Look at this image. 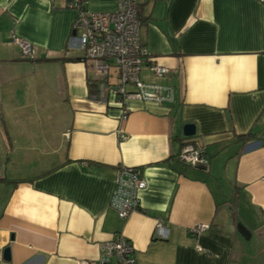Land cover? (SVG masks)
I'll return each mask as SVG.
<instances>
[{
  "label": "crops",
  "instance_id": "1",
  "mask_svg": "<svg viewBox=\"0 0 264 264\" xmlns=\"http://www.w3.org/2000/svg\"><path fill=\"white\" fill-rule=\"evenodd\" d=\"M65 4L0 0V264H99L116 234L135 264H264V3L139 0L140 40L168 68L140 77L171 86L170 103L100 99L91 61L67 47L76 10ZM186 142L206 163L179 158ZM128 166L146 185L140 209L120 218L110 198Z\"/></svg>",
  "mask_w": 264,
  "mask_h": 264
},
{
  "label": "built area",
  "instance_id": "2",
  "mask_svg": "<svg viewBox=\"0 0 264 264\" xmlns=\"http://www.w3.org/2000/svg\"><path fill=\"white\" fill-rule=\"evenodd\" d=\"M114 1L113 10L92 11L85 6V0H66L65 5L76 10L67 47L82 50L81 60L91 61L100 80V99L104 100L103 92L108 91L123 98L132 97L158 103L173 102L175 96L171 86L145 82L140 77L141 68L145 65L156 75L166 74L168 68L154 62L140 40L139 0ZM259 1L264 3V0ZM12 41L19 46L21 56H33L29 41L15 35L12 36ZM110 76H114L115 81L110 82ZM128 84L135 89L128 90ZM125 117L126 110H123L121 119ZM117 135L125 137L120 130ZM180 150L179 158L182 161L192 165L206 163L203 150L193 144L186 142ZM145 185L146 180L140 169L128 166L119 170L110 205L120 218L140 209L139 192ZM206 227L207 224L197 223L192 226L191 231L199 232ZM154 230L157 237H166V227L161 219L156 220ZM103 246L106 254L100 257L99 264H135L134 245L124 236L116 234L114 239L106 241ZM110 256H113V260ZM79 264L94 262L82 260Z\"/></svg>",
  "mask_w": 264,
  "mask_h": 264
},
{
  "label": "water",
  "instance_id": "3",
  "mask_svg": "<svg viewBox=\"0 0 264 264\" xmlns=\"http://www.w3.org/2000/svg\"><path fill=\"white\" fill-rule=\"evenodd\" d=\"M194 124L193 123H185L183 125V134L184 135H193L194 134ZM3 257L8 259L9 258V249L5 247L3 250Z\"/></svg>",
  "mask_w": 264,
  "mask_h": 264
},
{
  "label": "trees",
  "instance_id": "4",
  "mask_svg": "<svg viewBox=\"0 0 264 264\" xmlns=\"http://www.w3.org/2000/svg\"><path fill=\"white\" fill-rule=\"evenodd\" d=\"M81 59V58H80Z\"/></svg>",
  "mask_w": 264,
  "mask_h": 264
}]
</instances>
